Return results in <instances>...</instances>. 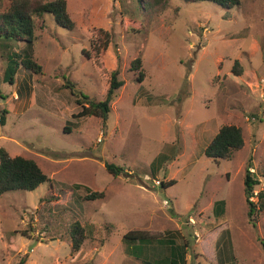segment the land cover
Segmentation results:
<instances>
[{"label": "rangeland", "instance_id": "rangeland-1", "mask_svg": "<svg viewBox=\"0 0 264 264\" xmlns=\"http://www.w3.org/2000/svg\"><path fill=\"white\" fill-rule=\"evenodd\" d=\"M66 2L73 30L47 13L34 16L31 45L0 40V150L35 160L48 177L0 198V264H156L171 255L168 240L186 248L184 264H264V208L251 220L245 193L249 166L264 193V0L231 9ZM12 4L0 0V14ZM14 54L40 72L21 66L6 82ZM138 58L143 81L132 69ZM114 71L124 85L108 116H75L106 99ZM225 125L243 129L244 147L231 159L207 157ZM92 193L104 197L87 199ZM76 222L87 234L79 251ZM136 230L156 240L125 243Z\"/></svg>", "mask_w": 264, "mask_h": 264}, {"label": "trees", "instance_id": "trees-1", "mask_svg": "<svg viewBox=\"0 0 264 264\" xmlns=\"http://www.w3.org/2000/svg\"><path fill=\"white\" fill-rule=\"evenodd\" d=\"M186 2L195 1H210L223 8L231 9L240 4V0H185ZM168 0H149L148 5L150 7L162 8L167 4ZM66 0H54L45 3L33 4L29 0H13L11 9L4 14H0V40H7L11 42H25L31 45L35 39V21L34 16L43 17L45 14L50 13L56 20L57 24L73 30L75 23L69 15ZM106 48L108 42H106ZM23 66L27 70H31L35 73L40 72L41 67L34 61L29 55L23 58L17 57L14 54L8 59L5 69L4 80L14 84L15 77ZM240 66L239 62H236V67ZM132 69L139 73V81H143L145 72L143 69V62L140 58L136 59L132 64ZM237 71V70H236ZM240 72V71H238ZM124 85L123 81L119 80L118 71H114L111 75L110 88L108 90L106 99L100 102H90L89 106H82V111L75 115L77 117L83 116H95L100 118H106L111 111V103L117 96V91ZM75 94L74 89H71ZM76 95V94H75ZM82 105L81 102H78ZM6 111L0 118V123H5ZM245 145L244 132L241 127L236 125L223 126L210 144L205 150V155L215 160L218 159H231L236 151L241 150ZM106 168L110 173L119 175L123 169L113 164H106ZM48 180L47 175L37 164L35 160L27 159L21 156L11 157L7 150L2 148L0 150V198L7 192L22 190V191H35L42 184ZM177 182L171 180L166 183H162L163 188H168L175 185ZM260 185V180L254 177V174L250 171V166L247 168L245 176V193L247 203L249 204V217L254 220L255 214L264 208L260 206L257 208L256 202L251 201L254 197V191ZM87 199H97L104 197L103 193H92L87 196ZM258 200H264V193L260 192ZM264 204V203H263ZM225 201H218L215 203V210L218 208L219 213L222 215L225 213ZM220 214V215H221ZM73 238V250L79 251L87 239L85 227L81 223L76 222L72 229ZM125 243L132 244L133 242H139L142 244H152L155 237H152L151 233L147 231H131L124 237ZM157 241H162L157 237ZM172 242L171 255L163 261L156 262V264H184L186 259V248L176 246L174 241ZM167 242V241H165ZM25 258H22L18 264H25ZM149 264V263H148Z\"/></svg>", "mask_w": 264, "mask_h": 264}, {"label": "built area", "instance_id": "built-area-1", "mask_svg": "<svg viewBox=\"0 0 264 264\" xmlns=\"http://www.w3.org/2000/svg\"><path fill=\"white\" fill-rule=\"evenodd\" d=\"M250 171H251V170H250ZM155 184H156L157 186H161V185H162V183H161L160 181H155ZM259 193H260V191H258V190L256 189V190L254 191V197L251 198V201H253V202H255L256 200L258 201ZM164 204H165V205H168L169 202H168V201H164Z\"/></svg>", "mask_w": 264, "mask_h": 264}]
</instances>
